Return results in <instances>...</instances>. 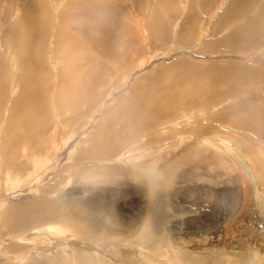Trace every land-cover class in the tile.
<instances>
[{
	"label": "rangeland",
	"instance_id": "374dc122",
	"mask_svg": "<svg viewBox=\"0 0 264 264\" xmlns=\"http://www.w3.org/2000/svg\"><path fill=\"white\" fill-rule=\"evenodd\" d=\"M232 1L0 0L5 92L0 99L9 106L20 77L37 67L38 77L32 76L46 86L37 88L46 92L50 117L39 130V144L26 137L12 145L14 161L25 169L17 176L13 163L3 165L0 212L12 203L26 207L46 190L55 200L64 198L61 205L68 212L81 213L97 227L109 223H96L84 211L88 205L140 210L125 233L86 235L69 229L61 243L36 238L31 247L41 248L34 257L27 248L20 254L2 249L6 237L15 241L20 235L6 231L0 235L3 262L78 264L68 251L81 240L111 264H264V210L252 197L261 186L252 177L264 175V0H235L228 9ZM10 29L12 41L5 38ZM233 32V41L222 42ZM193 77L198 81L190 83ZM163 106L165 111L156 113L154 107ZM128 112L135 114L131 122ZM8 115L0 114L11 136L0 138L6 146L18 135L16 122L26 124ZM111 149L116 156L96 163ZM151 162L152 172L144 169ZM58 172L69 178L67 185L46 187ZM13 180L16 188L10 189ZM154 210L160 215L156 219ZM152 230L164 232L156 235L157 245ZM137 234L144 243L136 241ZM166 234L173 238L170 243ZM177 242L189 258L173 248ZM58 250L62 256L55 259ZM79 264H89L83 254Z\"/></svg>",
	"mask_w": 264,
	"mask_h": 264
},
{
	"label": "bare ground",
	"instance_id": "6f19581e",
	"mask_svg": "<svg viewBox=\"0 0 264 264\" xmlns=\"http://www.w3.org/2000/svg\"><path fill=\"white\" fill-rule=\"evenodd\" d=\"M234 1V0H233ZM240 1V0H239ZM243 2V0H242ZM39 3V2H38ZM231 3V2H230ZM235 3V2H233ZM232 3V4H233ZM239 2L237 1V4ZM240 4V3H239ZM116 6V5H115ZM227 8L230 9L231 6L228 4L227 5ZM234 10V9H232ZM41 11V10H40ZM228 12V10H227ZM226 12V13H227ZM116 14V13H115ZM118 15V14H116ZM222 15V14H221ZM220 16V15H219ZM44 17V16H43ZM42 17V18H43ZM189 18V16H187ZM35 18V17H34ZM192 19V18H191ZM45 20V19H44ZM116 20V19H115ZM187 20V19H186ZM28 21V20H27ZM22 22V21H21ZM39 23V22H38ZM42 23V22H41ZM119 23V22H118ZM19 24V23H18ZM126 24V23H125ZM47 25V24H46ZM23 26V24H22ZM12 27V26H11ZM17 27V26H16ZM39 26L37 25V28ZM15 28V27H14ZM36 28V26H35ZM46 28V27H45ZM14 30V29H13ZM36 31H39V30H36ZM17 31L14 30L13 33L14 34H17L16 33ZM34 32V31H33ZM42 32V30H41ZM40 32V33H41ZM38 33V35L40 34ZM44 33V32H43ZM133 33H135L134 29H133ZM42 35V34H41ZM5 36V35H4ZM30 36V35H29ZM28 36V37H29ZM40 36V35H39ZM37 36V37H39ZM127 36V35H126ZM136 36V35H135ZM17 37H19L17 35ZM5 38H8L10 39L11 41L14 40L15 38L12 36V32H11V29L9 30V33L7 34V36ZM27 38V37H26ZM43 38V37H41ZM228 38V37H227ZM236 38V37H235ZM126 39V37H125ZM129 39V38H127ZM232 39V38H231ZM230 39V41H231ZM7 40V39H5ZM4 40V41H5ZM124 40V39H123ZM136 40V39H135ZM23 41V40H22ZM125 41V40H124ZM128 42V40H126ZM233 41V40H232ZM242 41V40H241ZM8 42V40H7ZM126 42V43H127ZM6 43V42H5ZM21 43V42H20ZM233 43V42H232ZM134 44V42H133ZM137 44V43H136ZM230 44V43H229ZM107 46V45H106ZM23 48H27V46H22ZM34 49V48H33ZM43 55V54H42ZM14 57V56H12ZM115 57V55L113 56ZM6 58V57H5ZM9 58V59H8ZM7 59L10 60V56L8 57ZM33 58V57H32ZM42 58V57H41ZM40 58V59H41ZM116 58V57H115ZM118 58V56H117ZM6 61V60H5ZM10 62V61H9ZM42 62V59L41 61ZM12 63V61H11ZM42 64V63H41ZM40 64V65H41ZM1 65V64H0ZM38 65V66H40ZM174 65H177V64H170L168 67L170 66H174ZM216 66V65H215ZM214 66V67H215ZM229 66V65H228ZM234 66V64H233ZM178 67V68H177ZM176 69L178 71H184L185 67H182V66H177ZM217 67V66H216ZM166 69V68H165ZM169 69V68H168ZM37 67H34V70H29L28 71V74L20 77L19 79V82H16L18 83V88H17V91L18 93L14 94L15 96L13 97V99L10 101V105L7 106L6 108L4 107V103L2 101H4L3 99H0V110H3L5 108V111H1V115L2 113L4 114L5 112L8 113V117L7 119L9 118L11 121L13 122H16V119L18 118V120L20 121H23L24 123H26L24 126H26V128H24V126L20 123H17L16 122V126L19 125L18 129L19 131L17 132L18 135L17 138L15 136V138H12L11 139V144L9 143L8 146H6L5 144H2L0 145V176H2V170H5V169H2V168H6V167H3V165L5 164H10L13 163V168H14V172L13 174L17 175L23 171L25 169V167L21 168L19 167V163H16L14 161L15 158H13L12 156V149L15 147H12V145L15 143L17 145V141L19 139H27V138H30L31 140H35L34 142H36L35 144H39L40 142L37 140L38 139V136H40V131L41 130V127H43V124H46L50 117H49V114H48V111L46 109V103L44 102V99L46 97H44V93L46 92H40L38 91V88L37 86H40L41 88H43L42 90L46 89V86L44 83L40 82V80H34L35 78H33L34 76L37 75ZM207 70V69H206ZM239 70V69H238ZM0 71L2 73V69H1V66H0ZM36 71V72H34ZM209 71V70H208ZM219 70L216 71V73L218 72ZM5 72V71H4ZM207 72V71H206ZM242 72V71H241ZM0 73V74H1ZM26 73V72H25ZM35 73V75L33 74ZM192 73V72H190ZM195 73V72H193ZM237 73V71H236ZM244 73V71H243ZM208 77H211L212 80H215L216 77H214V75H212V73L208 72ZM10 75V74H9ZM34 75V76H32ZM191 75V74H190ZM198 75L202 76L204 75L203 73H198ZM7 74L3 75L2 74V80H4V78H6ZM174 76V75H173ZM243 76V74H242ZM9 77V76H8ZM38 77V76H36ZM196 77V76H194ZM191 78L190 80V83L191 82H194V81H198V78ZM160 78V77H158ZM173 78V77H172ZM1 79V77H0ZM14 79V77L12 78ZM37 79V78H36ZM39 79V78H38ZM37 81V83H36ZM111 81V80H109ZM218 82V81H217ZM171 83V82H170ZM15 84V83H14ZM174 84V83H173ZM177 84V83H176ZM162 85V84H161ZM171 84H165V85H162L161 87H168V86H171ZM175 86V85H174ZM173 86V87H174ZM4 87L0 86V97L3 96L5 94L4 92ZM168 89V88H166ZM41 90V89H40ZM164 90V89H163ZM45 91V90H44ZM162 91V90H161ZM166 91V90H165ZM164 91H162L163 93ZM167 92V91H166ZM169 92V91H168ZM171 93V91H170ZM165 94V93H164ZM168 96H170L168 94ZM24 98V99H23ZM54 98V96H53ZM167 100V99H166ZM164 103V102H163ZM165 105V104H164ZM131 110V109H130ZM129 110V111H130ZM154 110H156V113L159 111L161 112L162 110L165 111V107L163 106L161 109H158L157 107H154ZM132 112V111H131ZM158 112V113H159ZM154 113V112H153ZM128 119L127 121L128 122H131L132 121V118L135 116L134 112L132 114H130V112H128ZM155 114V113H154ZM163 116V115H162ZM4 117V116H3ZM3 117H1V122H0V125H1V128L3 129V137H0V138H5L7 139L8 137V134L10 133L9 132V127H7L6 124H4V122L6 121V119H4ZM131 119V120H130ZM130 120V121H129ZM22 122V123H23ZM4 124V126H3ZM11 125V124H9ZM45 126V125H44ZM12 128V125L10 126ZM17 128V127H16ZM40 128V129H39ZM26 129V130H25ZM12 130V129H10ZM56 131V130H55ZM16 134V133H15ZM60 134V133H59ZM52 136V135H51ZM11 137V136H9ZM8 137V138H9ZM27 137V138H26ZM6 139H3L6 141ZM2 140V139H1ZM9 140V139H7ZM3 142V141H2ZM14 144V145H15ZM20 145V144H18ZM110 145V144H109ZM112 146V145H111ZM111 146H108L111 148ZM107 147V146H106ZM105 147V148H106ZM50 148V147H49ZM109 148V149H110ZM115 148V147H114ZM98 149V148H97ZM96 149V150H97ZM101 149V148H100ZM16 150V148H15ZM99 150V149H98ZM126 150V149H125ZM51 152H52V149H51ZM107 152V151H105ZM122 152V151H121ZM120 152V153H121ZM125 151H123L124 153ZM128 153V152H127ZM56 154V153H55ZM99 154V152L97 153V155ZM52 155V154H51ZM106 155L108 156H103L102 158L96 160V163H99V162H102L103 159H106V158H109V157H113V156H116L117 153H116V149L113 150L111 149L109 153H106ZM124 155V154H122ZM55 156V155H54ZM99 156V155H98ZM137 156V155H136ZM136 156L134 155H129L127 157L129 158H136ZM120 157V156H119ZM124 157V156H123ZM128 159V158H127ZM47 160V159H46ZM108 160V159H106ZM119 160V159H117ZM150 160V159H149ZM151 160H154V159H151ZM99 161V162H98ZM115 161V160H114ZM156 160H154V163H155ZM37 162V161H36ZM35 162V164H36ZM39 162V161H38ZM109 162V161H108ZM33 163V162H32ZM31 163V164H32ZM41 164L43 163L40 162ZM123 163V162H122ZM146 163V162H145ZM148 163V162H147ZM154 163H150L149 165L145 166V167H148V168H144V169H147V170H150L152 172V170H155L154 169ZM7 164V165H8ZM38 165H41L39 163H37ZM144 164V162H143ZM4 165V166H5ZM120 165V164H119ZM42 166V165H41ZM121 166V165H120ZM12 167V166H11ZM33 167V166H32ZM31 167V168H32ZM143 165L142 166H139V170H143ZM103 168V167H101ZM27 172H30V170H33L32 169H26ZM62 171V170H61ZM145 171V170H144ZM155 172V171H154ZM159 172V171H157ZM150 173V172H148ZM69 174V173H68ZM28 175V174H27ZM152 176V174H150ZM156 175V174H154ZM69 176V175H68ZM158 177V176H156ZM159 178V177H158ZM69 178L67 176H64L62 175V172H58V174L55 175L54 179L52 178V180L48 181L47 184H46V187H52L53 185H57V183L59 182H62L64 185H67V182ZM253 181H257L261 186L260 188L259 187H255L253 189V195L252 197L254 198V200L260 205L259 207H261L263 210H264V175H255L254 177H252ZM14 181V180H13ZM12 181V182H13ZM114 182V181H113ZM11 183V182H10ZM14 183H17V180H15L13 183H11L12 185L8 188L10 189H13V188H16L15 186L16 185H13ZM254 184V183H253ZM62 185V186H64ZM256 185V184H255ZM5 186V185H4ZM18 186V185H17ZM41 187V186H40ZM6 188V187H4ZM103 188V187H102ZM106 188V187H105ZM40 189V188H39ZM37 188V190H39ZM48 189V188H47ZM52 189V188H51ZM64 189V188H63ZM50 190V189H49ZM48 190V191H49ZM57 190V189H56ZM135 190V189H133ZM174 191H177L174 190ZM38 192V191H37ZM47 192V190H46ZM44 191V195L43 194H40V192L38 194H36L35 198L32 199L31 202H28L29 205L26 207H20L18 205H16L15 203L13 204H8V207H5L6 210H2L0 212V235L5 233L6 231H10V232H14V233H17V234H20V235H16V239L15 241H12L11 238L9 237H6L4 239V243L2 245V249H5L6 250H9V251H16L17 249H19L16 254H20L21 253V250L23 251L24 249L27 248V250L29 251V255H31L32 257L34 256H37L39 253V250H40V246L37 248L39 249L38 252H36V250L34 249V247L32 248L31 247V244H32V241L35 240L36 241V238L38 239V241L40 243L42 242H46L47 240H52L53 242L55 243H61V237L64 235V232L66 230H73L75 232H79V233H84L86 235H90L91 233H99V232H105L107 234L108 233H113V231H116V232H119V234L121 232H123L124 230V233L127 232L126 229H127V226L130 225L131 223H135L138 219V211L140 210H137L138 208H135L136 211H131L129 209H125L123 210V212H121L120 210H118V206L117 204H110V205H100V204H94V205H88L86 208H88L89 210H87L85 208L84 211H86L89 214H93L95 217V220H96V223L98 221L101 222V220H104L106 221L107 223L109 224H106V225H103L101 227H97V226H93V225H90V224H95L93 222V220H87L81 213L80 214H77L75 212H73V214H71L70 212H68V210L63 207L61 204L63 202V199L59 196L56 197L57 200H55V198H52V196H48V194H45L46 193ZM54 192V190H53ZM58 192H60L58 190ZM65 192V191H64ZM178 192V191H177ZM43 193V192H41ZM48 193V192H47ZM131 193V192H130ZM176 193V192H175ZM180 193V192H179ZM64 194V193H63ZM0 195H2L0 193ZM35 195V194H34ZM175 194H173L174 196ZM44 196L47 198H44ZM176 196V195H175ZM59 197V198H58ZM164 201V199L162 200ZM22 203V202H21ZM65 203V202H64ZM63 203V204H64ZM159 203V202H158ZM165 204V202H164ZM79 211H82V205H83V202H80L79 204ZM17 206V207H16ZM148 206V205H147ZM175 206V205H173ZM177 206V205H176ZM179 207V205H178ZM260 208V209H261ZM261 209V210H262ZM177 211V210H176ZM181 211V210H180ZM147 212V215H148V211ZM184 213H189V210H186V211H183ZM154 217L156 219V217L159 215L158 211L154 210ZM263 213V212H262ZM151 214V212H150ZM165 215V214H164ZM167 215V213H166ZM165 215V216H166ZM160 216V215H159ZM162 216V215H161ZM170 216V215H169ZM100 217V218H99ZM179 217V216H178ZM169 218V217H168ZM177 218V216H176ZM160 219H164V218H161ZM175 219V218H174ZM182 219V218H181ZM78 221H85L87 224H85L86 226H82V225H77ZM162 221V220H161ZM98 225H101L98 223ZM160 227V225H157V227ZM131 228V227H130ZM196 228V227H195ZM150 229V228H149ZM159 229V228H158ZM160 229H163L162 227ZM166 229V228H164ZM163 229V230H164ZM202 229V228H201ZM131 230V229H130ZM192 230V229H190ZM195 230V229H194ZM196 230H198L196 228ZM253 230V229H252ZM9 232V233H10ZM149 232V231H148ZM13 233V234H14ZM160 233H164L162 230L160 232L156 231V230H152L151 231V235H152V240H154L153 242H155V244L157 245L158 242H160L159 240H157V237L156 235L157 234H160ZM169 233H173L172 231V226L169 227ZM21 234H25L21 237ZM101 234V233H100ZM134 234V231H132V235ZM170 234V235H171ZM5 235V234H4ZM94 235V234H92ZM169 234H166V237H167V240L166 242H168L169 240V243H170V240H172L173 238L170 237ZM197 236V235H196ZM135 237L137 238L136 241H138V243H144L142 239L143 235L142 234H137L135 235ZM14 238V237H13ZM93 238V237H92ZM78 239V238H77ZM176 239H181V238H176ZM14 240V239H13ZM190 240V239H189ZM74 245V248H72V251H68L69 253H74L75 256L73 257L75 259V261L78 262L79 264V261H80V254H83L85 259L87 260V262H89V264H111L109 261H105L106 263H104L102 261V256L101 255H104L103 252H101V255L100 253H98V251H96V247L94 245H92V243H83L81 240H77L75 241V243L73 244ZM186 246V245H184ZM188 246V245H187ZM261 247V246H260ZM11 248H14V249H11ZM175 250H177L178 252H181L180 254H184L186 255L187 253L184 252V250H182V248L178 245V242L174 244V247H173ZM11 249V250H10ZM192 249V248H191ZM257 249V248H256ZM52 250V249H51ZM155 251V249H153ZM26 251V250H25ZM123 249L121 250V253H131L130 250H126V251H123ZM194 251V250H193ZM196 251V250H195ZM188 252V251H187ZM200 252V251H199ZM233 252V251H232ZM61 251L58 250V251H55V259L58 258V256H62L61 255ZM139 253V252H137ZM193 253V252H192ZM195 254V253H194ZM199 254V253H198ZM200 254H202L200 252ZM199 254V255H200ZM218 254V253H217ZM233 254H235V252H233ZM4 253H0V264H9V263H5L3 262V258H4ZM197 255V254H196ZM205 255V254H204ZM10 257V256H9ZM59 257V258H60ZM181 257V256H180ZM186 258H189L188 255L185 256ZM220 257V256H219ZM33 259V258H32ZM91 259V260H90ZM183 259V258H182ZM185 259V258H184ZM187 260V259H186ZM226 260V259H225ZM11 261V260H10ZM227 261V260H226ZM43 260H36V261H33L32 262H29L28 264H43ZM83 263V261H82ZM10 264H17V263H10ZM45 264V263H44ZM152 264H163V263H160V262H153ZM207 264V263H206Z\"/></svg>",
	"mask_w": 264,
	"mask_h": 264
},
{
	"label": "crops",
	"instance_id": "0c3cea01",
	"mask_svg": "<svg viewBox=\"0 0 264 264\" xmlns=\"http://www.w3.org/2000/svg\"><path fill=\"white\" fill-rule=\"evenodd\" d=\"M233 2H235V3H233ZM233 3V4H232ZM231 7H234V6H236V1L234 0V1H232L231 3ZM238 32H241V31H243V33L245 32V30L243 29H239V30H237ZM226 36V35H225ZM224 36V38H222V42H224V43H228V42H231L232 40H234V38H235V36H234V32L232 33V34H230V36L228 37V38H226ZM232 38V39H231ZM230 39H231V41H230Z\"/></svg>",
	"mask_w": 264,
	"mask_h": 264
}]
</instances>
